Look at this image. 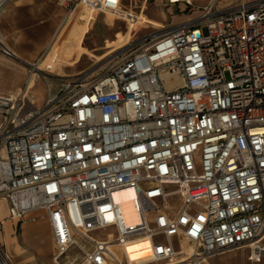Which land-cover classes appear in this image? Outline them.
Wrapping results in <instances>:
<instances>
[{"label": "built area", "instance_id": "1", "mask_svg": "<svg viewBox=\"0 0 264 264\" xmlns=\"http://www.w3.org/2000/svg\"><path fill=\"white\" fill-rule=\"evenodd\" d=\"M206 1L91 82L59 80L40 108L0 95V200L18 223L44 215L52 264H201L242 248L264 258V0ZM55 4L45 56L80 9L126 26L137 15L121 0ZM54 62L28 65L24 91Z\"/></svg>", "mask_w": 264, "mask_h": 264}, {"label": "rangeland", "instance_id": "2", "mask_svg": "<svg viewBox=\"0 0 264 264\" xmlns=\"http://www.w3.org/2000/svg\"><path fill=\"white\" fill-rule=\"evenodd\" d=\"M233 0H222L220 5H226ZM127 4V0H124ZM136 14L144 7V15L162 26V29L154 28L147 24L136 27L131 32L129 43L116 50L114 53L97 63L95 59L81 56L78 63L66 66L56 64L51 73L41 72L34 81V87L28 91V97L34 108H40L46 98L55 93L57 82L63 79H74L87 75L85 82H91L95 77L108 72L121 60L132 54L140 46L146 47L151 41L160 36L165 29L175 27L198 16L202 8L195 6L184 7L161 4L159 0H136ZM124 8V7H123ZM126 9V8H125ZM83 15L80 9L73 19L65 26L55 41V50L58 58H63V41L68 39V32L75 24H80L79 17ZM62 16V11L56 6L55 0H7L0 5V36L4 45L14 51L18 57L11 58L0 50V94L4 96L16 95L18 89H24L28 77V65L38 64L45 57V50L56 30ZM126 25L108 17L106 14H95L90 23L89 32L81 42V46L96 57L106 54L110 49L107 43L116 42L117 37H125ZM77 51L73 50V58ZM64 59V58H63ZM69 60H72L69 59ZM27 64V65H26ZM264 243V242H263ZM4 250L10 264H15L10 252L4 245ZM248 249L242 248L227 251L208 258L201 264H264V258L260 263L248 260ZM188 264V262H185Z\"/></svg>", "mask_w": 264, "mask_h": 264}, {"label": "bare ground", "instance_id": "3", "mask_svg": "<svg viewBox=\"0 0 264 264\" xmlns=\"http://www.w3.org/2000/svg\"><path fill=\"white\" fill-rule=\"evenodd\" d=\"M7 0H0V5L2 3H4ZM104 2L108 5V6H114V2L115 0H104ZM96 13H94L91 8H84L83 9V15H81L79 17V21H81L80 24H75L73 25L69 32H68V39H66L65 41H63V46H64V51H63V58L60 60L58 58V53L55 50V43L52 47V49L50 50V52H48L46 54V56L44 57V59H41L39 61L38 68H43L45 67L47 64H50V62L52 61V59L55 58V62L53 63V66L59 63H62L66 66H73L75 64L78 63L79 59L81 58V56H86L88 58H93L95 59V61L97 63L101 62L102 60H104L106 57H108L109 55H111L112 53H114L116 50L123 48L124 46H126L129 43L130 40V34L131 32H133L136 27L141 26L143 24H147L149 26H152L154 28H159L162 29V26L159 23L150 21L149 19H147L144 15V7L142 8V10L140 11V13H137L136 15V20H133V22H129V25L126 26L127 28V32L125 37H117L118 40L116 42H112V43H107L106 48L110 49L106 54L100 56V57H96L93 54L89 53L86 49H84L81 46V42L83 40V38L85 37L86 34H88L89 32V26L90 23L94 20V15ZM108 17H111L110 12H107L106 14ZM0 50H2L3 54L11 57V58H16L18 57L17 54L8 49L5 45L4 42L0 36ZM73 50L77 51L76 56L73 58L72 56V52ZM72 60H69L71 59ZM27 65V64H26ZM52 66V68H53ZM36 79V76H33L28 83L27 87H26V91H24L25 89H18L19 92L21 93H28L29 90H31L34 87V81ZM1 95V94H0ZM13 96V95H11ZM128 191H125L123 193H126ZM126 219L129 222H136L137 220V216L135 214V212L133 211V205L131 202H129L126 206ZM142 247V245H140L139 242H133L131 244V248L130 250L133 252L131 254V258H139L141 261L145 260L144 258V254L139 252V249ZM183 250L186 252H191V248L190 247H183ZM186 259H182L180 261L177 262H173L170 264H187L185 263Z\"/></svg>", "mask_w": 264, "mask_h": 264}, {"label": "crops", "instance_id": "4", "mask_svg": "<svg viewBox=\"0 0 264 264\" xmlns=\"http://www.w3.org/2000/svg\"><path fill=\"white\" fill-rule=\"evenodd\" d=\"M188 1L197 8L207 3L206 0ZM133 4L137 7L136 0H127V4L121 0L122 7L126 9L136 8ZM34 217V220L22 223L10 220L7 218V206L0 200V243L6 246L15 264H52L53 241L48 221L42 213Z\"/></svg>", "mask_w": 264, "mask_h": 264}]
</instances>
